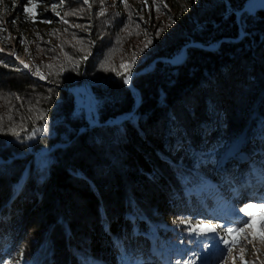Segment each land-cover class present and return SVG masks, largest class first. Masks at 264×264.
Instances as JSON below:
<instances>
[{
  "label": "trees",
  "instance_id": "trees-1",
  "mask_svg": "<svg viewBox=\"0 0 264 264\" xmlns=\"http://www.w3.org/2000/svg\"><path fill=\"white\" fill-rule=\"evenodd\" d=\"M247 1L200 0L199 10L188 18L185 7L191 0H163L167 7L159 12L153 0L147 6L127 0L129 7L123 0H89L90 7L82 0H36L34 13L40 15L31 22L22 12L27 0H0V24L6 29L0 31V43L9 47L14 40L50 82L0 58V101L13 100L9 109L0 102V125L14 121L20 133L17 138L0 131L2 264H121L126 259L200 264L205 239L174 228L182 220H219L233 207L228 196L233 187L208 158L232 138L249 136L252 141L243 150L250 162L259 152L264 159V126L260 130L254 117L264 120V94L255 103L264 92V10L242 11ZM52 5H58L60 17ZM101 9H106L103 16ZM145 12L151 21L160 20L157 29L173 25L175 31L130 70L141 93L135 108L121 76L98 78L95 71L114 37L128 25H144ZM237 12H242L240 23ZM241 30L247 36L238 39ZM131 39L127 48L134 50L139 45ZM191 42L219 47L189 46L183 63L164 61ZM85 79L97 100L100 126L66 91ZM126 113L133 115L110 124ZM53 136L68 145L39 152L55 144Z\"/></svg>",
  "mask_w": 264,
  "mask_h": 264
},
{
  "label": "rangeland",
  "instance_id": "rangeland-1",
  "mask_svg": "<svg viewBox=\"0 0 264 264\" xmlns=\"http://www.w3.org/2000/svg\"><path fill=\"white\" fill-rule=\"evenodd\" d=\"M167 0H164L166 2ZM192 4L191 7H185L188 12V18L194 16V13L199 10V5H200V0H191ZM208 6V5H207ZM192 9V11H191ZM146 13V12H145ZM141 13L143 15V20L142 24L144 25H139L138 24H132V26L126 27L127 29H123L121 32L120 37H114L113 40H115L114 45L111 46V48L108 50L107 56L104 59L103 62L99 64V68L97 71H95V77L98 78H103V77H108L116 75L117 72H122L124 71L123 69L120 68L121 62H129L131 60L132 53L139 52L141 48L144 47V44L146 43L147 38L151 37L152 43L147 47L144 48V51L140 53L136 59V62L134 65L131 66L130 70L136 69L139 65L142 64L143 61H145L150 54L149 52L153 51L156 48V45L158 43H166L165 41L167 38H172L174 35L175 28L173 25L170 27L168 26L167 28L161 27L164 29L163 32L157 37L155 35L156 30H157V25L159 24L160 20L157 21H151V19H148V14L146 13ZM254 13V12H250ZM145 14V15H144ZM238 15L239 13L237 12L236 14V22L238 23ZM147 21V22H146ZM164 22V20L162 21ZM82 26V23H81ZM143 26H146L147 28V36L145 35V32L143 31L144 28ZM131 28V30H128ZM131 33V35H129ZM139 33V35H137ZM247 36V34L241 30L240 37L238 39H241L242 37ZM132 38V39H131ZM131 39L129 42L132 43L133 45L135 43H138L139 46L134 48H127L128 40ZM138 39H141L140 41ZM237 39V40H238ZM135 42V43H134ZM196 42H191L189 43L186 47L188 48L189 46H194ZM212 45V44H210ZM215 45V44H214ZM216 44L215 46H217ZM133 47V46H132ZM184 47V49H186ZM0 49H3V51H0V58L2 60H13L15 59L14 56L10 55V53L15 52L16 55L19 56V59L23 60L25 63L30 65V70L29 69H24L22 65L21 71H25L28 73L30 76H32L35 79H38L41 82H46L50 83L46 79H40L36 75L33 74L35 71V66L31 59H29L25 53L19 52V48L14 40H10V46L5 47L0 43ZM216 50V49H215ZM4 52V53H3ZM109 54H111V58L108 59ZM9 55V56H8ZM107 60V67L109 69L115 68L116 71L112 70H104V68L101 67L102 64H104ZM16 62L19 63L18 60ZM154 67V64H153ZM135 73L132 72L131 75H134ZM128 85V84H126ZM89 88V89H88ZM92 90L91 83L89 82L88 79H85L83 82L82 86L79 85H73L70 88H66V91L70 94H72L74 101L78 107L83 108L86 112L87 109L85 107H82V104L80 101L83 99L87 101L89 104H91L90 101V96H88V91ZM94 94V92H93ZM264 92L262 91L255 103L259 104L260 99L263 98ZM95 96V95H94ZM96 98V97H95ZM1 104L4 105L6 109L12 108L13 106V100L11 98H2ZM80 100V101H79ZM36 112L35 114L39 113L38 109H34ZM214 116H217L218 114L215 112ZM93 117V116H92ZM256 121H259V129L261 130L264 126V120L259 114L254 115ZM125 117H122L121 121L125 120ZM1 121H4L3 119ZM94 118H93V125L94 124ZM96 123V122H95ZM12 126L8 125H0V127H3L4 129H7L9 127H13L14 125H18L17 123L15 124L14 121L10 123ZM98 126V125H97ZM201 129L206 130L208 126L206 124H201ZM253 125H251V128ZM81 131L84 130V128L80 129ZM54 138V145L51 147H44L39 150L42 154H47L54 149L58 147H66L68 145L67 140L65 138L61 137H56L53 136ZM258 140V139H256ZM252 139L249 136H244L243 139L238 140L237 138H232L229 140L228 143H226L223 147H221L218 151L215 152V154L212 157H209L208 159L210 161H215L216 167L220 168L222 171V177L224 179H227V183L233 187V191L231 193H228V196L230 194L235 195L239 193L240 188L239 184L240 182H244L246 180L251 181V178H256V173L258 176H262L264 178V174L259 167V164H262L264 167V162L262 152L257 153L256 159L257 161L253 160L251 163L250 161L252 160L250 157H248L245 153L244 147L250 143ZM229 153V156H227ZM227 154V155H225ZM197 155V154H195ZM227 156V161L226 166L224 165L225 162L223 160L222 156ZM219 160H221V163L219 164ZM257 162V163H256ZM219 164V166L217 165ZM243 197V196H241ZM245 197V196H244ZM243 199H238L237 201L233 202L231 200V206H233L230 210L226 212V214L221 215L219 220L212 218V220L208 222H204V224H211V225H221L223 226L222 228H218L217 232L215 233H210V232H205L199 236H202L205 240L204 242H207V247H203L202 252L200 253V259L199 263L200 264H264V207H253L249 209V211L252 213L251 216V226H245V221L249 219L248 216L245 215V213L240 212L239 209L244 207L247 204H254V205H260L262 200H264L263 197L261 198H249L247 199L246 197ZM246 199V200H245ZM197 224L196 222H193V225ZM175 226L178 228L175 229H188L190 225L188 224H181V223H175ZM202 226V225H201ZM227 227H233V228H238V227H243L244 231L243 232H234L231 236H225L223 229ZM213 237H216L213 239ZM224 237L230 240H235L236 242L231 244V251H228V246L224 245L222 242H220V238ZM207 239V240H206ZM160 254V252H157ZM167 261V260H166ZM121 264H138L135 261H132L131 259H126L122 260Z\"/></svg>",
  "mask_w": 264,
  "mask_h": 264
},
{
  "label": "snow or ice",
  "instance_id": "snow-or-ice-1",
  "mask_svg": "<svg viewBox=\"0 0 264 264\" xmlns=\"http://www.w3.org/2000/svg\"><path fill=\"white\" fill-rule=\"evenodd\" d=\"M65 2V0H60V4H63ZM82 2L86 5H89V7L91 6L90 3H89V0H82ZM101 3L104 2V0H100ZM123 3L125 5V7H129L128 3H127V0H123ZM147 3H148V0H143V5L144 6H147ZM153 5L155 6L156 8V11L159 12L161 10V8H166L167 5L163 3V0H153ZM57 7L58 5H52L51 6V10L53 12H55L56 16L60 17L61 14L59 11H57ZM37 8V3H36V0H27V2L23 5L22 7V12L24 13V19L25 20H29L31 22H35L37 20V17L40 15V13H34V10ZM106 9H101L98 13V15L100 16H103L104 13H105ZM185 11H187V9H185ZM65 15H68V13H66ZM129 19H131V12L129 13ZM141 20H143L144 18L141 16L140 17ZM171 16H169V20H171ZM61 21L63 23H68L67 20H64L63 17H61ZM16 20L13 19L12 20V23L13 25L16 24ZM43 23H52L51 20H44V21H41ZM147 22V21H146ZM174 23V21H172ZM169 27L171 25H168ZM75 27H82L81 25H75ZM137 27H139V24L137 25ZM0 31H6L5 28L2 27V24H0ZM164 29L163 28H160V29H157L155 35L158 37L161 32H163ZM37 36H39V33L36 34ZM129 35H131V33H129ZM137 35H139V33H137ZM145 35L147 36V31L145 30ZM23 41L21 40V43ZM92 43H95L94 41ZM152 43V39L151 37L147 38L146 40V43L144 44V47L140 49L139 52H133L132 53V56H131V60L129 62H121L120 64V68L123 69L124 71L122 72H117L116 74L121 76L123 78V82L125 84H128L130 83V78H131V66L135 64L136 62V59L138 57V55L140 53H142L144 51V48H147L150 44ZM26 51H28L27 49H25ZM0 51H3V49H0ZM10 55L14 56L16 60L19 61V64L23 66L24 69H29L30 70V65H28L27 63H25L23 60H20L19 59V56L16 55L15 52H12L10 53ZM84 59H86L87 57H83ZM111 58V54H109V57L108 59ZM7 66V65H5ZM48 68H52L53 65L52 64H48L46 65ZM102 68H104V70H112V71H116V69L113 67L111 69H109L107 67V60L104 64L101 65ZM61 71H64L63 67H61ZM34 75H36L37 77H39L40 79H46L47 77L45 75H43L41 72H40V67L39 65H37L35 71L33 72ZM17 99H19V97H16ZM40 119H46V115L44 114H41V116L39 117ZM12 117L9 116V120L11 121ZM0 120H2V117H0ZM8 132H10L13 136H16L17 138H19L20 136V133L17 132L15 130L14 127H9L6 129ZM42 131H46V127L45 128H42L41 129ZM0 131H5V129L3 127H0ZM35 129L32 130V133L31 135L28 137L29 139L31 138V136H34L35 135ZM264 207V200H262L261 204L260 205H254V204H247L245 205L244 207L240 208L239 211L240 212H243L245 213L246 216L249 217V219L247 221H245V226H251V216H252V213L249 211V209L253 208V207ZM181 224H188L190 225V227L187 229L189 232H195L197 235H201L205 232H210V233H215L217 232V229L218 228H222L223 226L221 225H211V224H204L203 221H199L197 222V224L193 225V222L192 221H180ZM202 225V226H201ZM224 231V234L225 236H231L234 232H243L244 231V228L243 227H238V228H233V227H227V228H224L223 229ZM216 237H213V239H215ZM220 242H222L224 245L228 246V251H231V244L235 243L236 241L235 240H230V239H227V238H224V237H221L220 238ZM205 247H207V245H205ZM22 255V253H21ZM0 264H2V262H0ZM16 264H19V261L16 262ZM177 264H195V261L193 260H184V261H181V262H177Z\"/></svg>",
  "mask_w": 264,
  "mask_h": 264
},
{
  "label": "bare ground",
  "instance_id": "bare-ground-1",
  "mask_svg": "<svg viewBox=\"0 0 264 264\" xmlns=\"http://www.w3.org/2000/svg\"><path fill=\"white\" fill-rule=\"evenodd\" d=\"M264 6V0H248V2H247V11H249V12H256L260 7H263ZM197 43H200V42H197ZM198 45H203L202 43H200V44H198ZM203 46H205V45H203ZM213 46H215V45H210V49H215ZM206 47H209V46H206ZM187 50H184V51H182L180 54H178L176 57H174L173 59H171V58H168V59H170V60H166L167 62H172V63H174V64H181L183 61H184V59H185V56H186V52ZM4 53V52H3ZM9 56V55H8ZM21 60V59H20ZM132 78H133V75H131V80H130V83H128L129 85H130V87L133 89V90H138L137 88H134L133 86H132V84H131V81H132ZM89 89V88H88ZM139 92V91H138ZM88 96H90L89 98H90V101H91V104H89L87 101H85V100H79L80 101V103L82 104V107H85L86 109H87V111H89V110H91V111H94L95 113H96V116H97V118H98V113H97V101H96V98H95V96H94V94H93V92L91 91V90H89L88 91ZM138 96L139 95H137L136 94V97L138 98ZM140 100L138 99V102H139ZM92 102L94 103V104H92ZM131 114V113H130ZM129 116H131V115H129ZM122 117L123 116H120L119 115V117H116V119H114V122H112L111 121V124H116V123H119V122H121V119H122ZM99 122V121H98ZM94 124H96L95 123V121H94ZM96 125H101V123L99 122L98 124H96ZM256 183H259V184H261L262 185V182L261 181H257ZM264 190V185L262 186V191ZM252 192H251V190H249L248 191V194H251Z\"/></svg>",
  "mask_w": 264,
  "mask_h": 264
},
{
  "label": "water",
  "instance_id": "water-1",
  "mask_svg": "<svg viewBox=\"0 0 264 264\" xmlns=\"http://www.w3.org/2000/svg\"><path fill=\"white\" fill-rule=\"evenodd\" d=\"M248 2V1H247ZM247 2L245 3V6H244V9H243V11H247ZM258 10H264V6L263 7H260ZM257 10V11H258ZM200 44V43H199ZM185 49H183V51H184ZM164 61H166V60H164ZM134 76V75H133ZM131 80V79H130ZM134 88H136V87H134ZM138 91V90H137ZM135 93H136V89H135ZM92 104H94L93 102H92ZM138 105H139V102H138V99H136L135 100V108H137L138 107ZM89 113H91L92 114V116H93V118H94V120H95V122H96V124H98L99 122L101 123V121H100V118H99V114H98V118H97V116H96V113L94 112V111H91V110H89L88 111ZM97 113H98V111H97ZM131 115H133V113L131 114ZM126 117H128V115H125ZM99 121V122H98ZM101 125H102V123H101ZM98 126H100V125H98Z\"/></svg>",
  "mask_w": 264,
  "mask_h": 264
}]
</instances>
